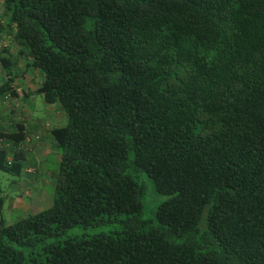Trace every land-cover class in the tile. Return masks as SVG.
I'll return each instance as SVG.
<instances>
[{
	"label": "trees",
	"instance_id": "trees-1",
	"mask_svg": "<svg viewBox=\"0 0 264 264\" xmlns=\"http://www.w3.org/2000/svg\"><path fill=\"white\" fill-rule=\"evenodd\" d=\"M0 5V171L52 179L0 264H264V0Z\"/></svg>",
	"mask_w": 264,
	"mask_h": 264
},
{
	"label": "rangeland",
	"instance_id": "rangeland-1",
	"mask_svg": "<svg viewBox=\"0 0 264 264\" xmlns=\"http://www.w3.org/2000/svg\"><path fill=\"white\" fill-rule=\"evenodd\" d=\"M0 13H3L1 5ZM3 76L2 68L0 66V80L3 78ZM27 77L29 78L30 76L27 75ZM35 102V111L31 109L27 113H29L31 116L34 115V117H37V112H41L44 102L40 97L35 98ZM64 116L65 119L62 123L60 122L61 124H65L67 122L66 115ZM41 147L44 146L41 145ZM42 150H39L40 154L38 151H36V157H39L38 161L46 157V155H43L44 152H42ZM50 152L51 151L48 150V153ZM55 154L50 156L48 163V167L52 169L57 167L58 164L56 163V160H58L60 156L59 153ZM42 170L43 169H41V171ZM13 181L14 177L0 171V197L3 199L2 205H0V217H2L7 223L16 221L17 219L22 218L23 216H26L32 212L42 210L51 204V177H41V180H39V182L34 185L27 184L20 186L19 184L16 185V183ZM144 216L150 217V210H147L144 213Z\"/></svg>",
	"mask_w": 264,
	"mask_h": 264
},
{
	"label": "crops",
	"instance_id": "crops-1",
	"mask_svg": "<svg viewBox=\"0 0 264 264\" xmlns=\"http://www.w3.org/2000/svg\"><path fill=\"white\" fill-rule=\"evenodd\" d=\"M39 86V81H35L34 83H31L29 85H24L23 87H20V90H27L28 88L33 91L35 90L37 87ZM28 87V88H26ZM28 100V99H27ZM32 103L27 104V101L23 103V105L26 107V105H28L29 107L32 108V110L35 111L34 106L36 104L35 99L33 101H29ZM53 107L51 105H43V109H41V112H37V117L34 118V115L31 116V118L28 120L27 125H25L28 129V131H30V133L33 132H37V131H43L44 129V123H46V126H52V122L54 121V118L51 116L52 112H53ZM58 115V113H57ZM43 122V124L41 125V123ZM44 132V131H43ZM41 138H44V136H41ZM33 144V148L32 149H27L25 156L27 160H34L35 158L39 160V157H36V151H38V153L40 154L39 150H42L43 155H46L48 152V139H39V142L37 143L36 141L32 142ZM41 145H43L44 147H41ZM35 157V158H34ZM35 159V160H36ZM37 161V160H36ZM38 162V161H37Z\"/></svg>",
	"mask_w": 264,
	"mask_h": 264
}]
</instances>
